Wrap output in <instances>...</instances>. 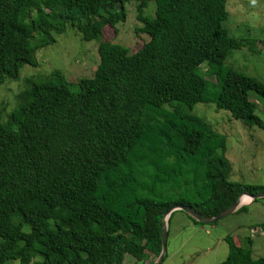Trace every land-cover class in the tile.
Instances as JSON below:
<instances>
[{"label":"trees","instance_id":"trees-1","mask_svg":"<svg viewBox=\"0 0 264 264\" xmlns=\"http://www.w3.org/2000/svg\"><path fill=\"white\" fill-rule=\"evenodd\" d=\"M127 1L134 33L147 36L133 52L103 35ZM148 1L0 0V84L68 27L98 40L92 77L25 76L0 116V264H150L170 205L211 217L263 190L228 180L225 137L192 112L209 102L264 130V82L223 65L251 41L228 35L226 0H151V19ZM224 240L217 264H264L235 236Z\"/></svg>","mask_w":264,"mask_h":264},{"label":"rangeland","instance_id":"rangeland-1","mask_svg":"<svg viewBox=\"0 0 264 264\" xmlns=\"http://www.w3.org/2000/svg\"><path fill=\"white\" fill-rule=\"evenodd\" d=\"M134 5L133 1L124 2L125 18L115 24V33L110 27L103 28L106 39L129 48L130 52L138 49L147 39L141 32L134 33L141 26L135 19ZM225 9L229 15L223 26L228 35L251 41L253 50L246 45L231 50L223 65L264 82V0H226ZM142 13L151 19L154 2L148 1ZM97 43L98 40H82L78 32L68 27L63 34L55 36L53 43L37 49L35 66L23 64L15 79H6L0 84L1 118L15 106V94L22 89L25 76H43L56 69L72 83L80 78L92 77L98 63ZM200 67L204 70L205 64ZM205 78L214 81L212 76ZM192 112L225 137L223 156L229 165L228 180L260 186L264 190V130L245 124L224 110H215L213 103H196ZM255 114L264 121L262 105L258 101ZM219 154L220 151H217ZM242 205L244 209L235 210L212 223H193L184 212L174 210L168 215L166 251L160 264H217L226 257L227 243L224 238L227 236H235L241 246L249 247L252 257H264V236L251 237L249 246L245 242L247 227L264 221V198ZM131 261L129 255H124L122 264H130Z\"/></svg>","mask_w":264,"mask_h":264},{"label":"water","instance_id":"water-1","mask_svg":"<svg viewBox=\"0 0 264 264\" xmlns=\"http://www.w3.org/2000/svg\"><path fill=\"white\" fill-rule=\"evenodd\" d=\"M242 195H246L248 197L247 201L241 202L239 201L240 197ZM264 198V190H257L254 192H248L244 191L239 194V196L230 203L226 208H224L222 211H220L215 216L207 217L199 212L195 211L192 207L175 203L170 205L163 213L161 217V226H160V251L154 261L150 264H160V262L163 260L165 256L166 251V237H167V231H166V225H167V219L168 215L174 211V210H181L186 215L191 217L193 220L198 221L200 223H212L216 220L234 212L236 209H238L242 204H245L246 202H250L252 200H255L256 198Z\"/></svg>","mask_w":264,"mask_h":264},{"label":"built area","instance_id":"built-area-1","mask_svg":"<svg viewBox=\"0 0 264 264\" xmlns=\"http://www.w3.org/2000/svg\"><path fill=\"white\" fill-rule=\"evenodd\" d=\"M247 236L250 238L255 236H264V227L259 224L249 225L247 227Z\"/></svg>","mask_w":264,"mask_h":264},{"label":"bare ground","instance_id":"bare-ground-1","mask_svg":"<svg viewBox=\"0 0 264 264\" xmlns=\"http://www.w3.org/2000/svg\"><path fill=\"white\" fill-rule=\"evenodd\" d=\"M248 200V197L246 195H242L239 199L240 203L241 202H244V201H247Z\"/></svg>","mask_w":264,"mask_h":264},{"label":"crops","instance_id":"crops-1","mask_svg":"<svg viewBox=\"0 0 264 264\" xmlns=\"http://www.w3.org/2000/svg\"><path fill=\"white\" fill-rule=\"evenodd\" d=\"M247 203V202H246ZM260 222H264V221H259V222H254V224H258V223H260ZM252 225V224H251Z\"/></svg>","mask_w":264,"mask_h":264}]
</instances>
